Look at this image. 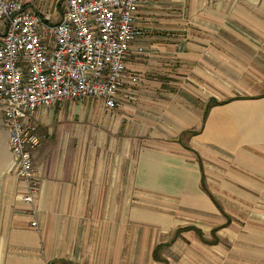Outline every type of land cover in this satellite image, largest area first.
Masks as SVG:
<instances>
[{
  "label": "crops",
  "instance_id": "crops-1",
  "mask_svg": "<svg viewBox=\"0 0 264 264\" xmlns=\"http://www.w3.org/2000/svg\"><path fill=\"white\" fill-rule=\"evenodd\" d=\"M21 1L50 16L58 0ZM136 25L137 83L116 109L37 112L34 218L0 113V264H117L133 225L154 236V261L196 236L179 230L217 229L218 246L232 224H264V0H144Z\"/></svg>",
  "mask_w": 264,
  "mask_h": 264
},
{
  "label": "built area",
  "instance_id": "built-area-1",
  "mask_svg": "<svg viewBox=\"0 0 264 264\" xmlns=\"http://www.w3.org/2000/svg\"><path fill=\"white\" fill-rule=\"evenodd\" d=\"M142 1L65 0L53 22L21 0H0V113L29 217L40 189L37 112L86 99L117 108L125 85L137 83L127 61Z\"/></svg>",
  "mask_w": 264,
  "mask_h": 264
},
{
  "label": "rangeland",
  "instance_id": "rangeland-1",
  "mask_svg": "<svg viewBox=\"0 0 264 264\" xmlns=\"http://www.w3.org/2000/svg\"><path fill=\"white\" fill-rule=\"evenodd\" d=\"M54 8L53 14L47 17L53 22H58L65 9V0L56 1ZM228 228L231 229L233 239H227V244L222 242V245L218 246L216 245L219 240L215 243L218 230L208 239L209 243H206L196 238L199 235L195 229H190L195 232V238L193 234L188 235L187 239L181 238V246L171 245L170 249L163 247L156 262L152 259V248L157 244L154 236L150 237V232H145L144 227L133 225V229L128 228L125 233L122 232L121 238L124 236L125 239L117 241L116 247L120 248L121 252L117 264H264V224H232ZM241 232L249 238L252 237V240L247 241L250 239L245 238L239 241L238 234ZM173 235H165L164 242H171ZM149 237L151 240H146Z\"/></svg>",
  "mask_w": 264,
  "mask_h": 264
},
{
  "label": "trees",
  "instance_id": "trees-1",
  "mask_svg": "<svg viewBox=\"0 0 264 264\" xmlns=\"http://www.w3.org/2000/svg\"><path fill=\"white\" fill-rule=\"evenodd\" d=\"M214 104H215V102H211V105H209V108H210L212 105H214ZM207 111H208V109H207ZM206 114H207V112H206ZM229 224H230V223H229ZM188 230H190V228H186V229H184V230H179V231L177 232V235H180V233H182V231H188ZM215 231H217V229H215V230L213 231V235H214V232H215ZM197 233H198V232H197ZM199 236L201 237V239H202L203 242L209 243L208 241H206V240L203 238V235L201 234V232H199ZM217 242H218V240L215 241V243H217ZM166 246H168V244H167V245L162 244V245L157 246V248L154 250V253H153V256H154L155 260H159L158 253L161 251V249H162L163 247H166Z\"/></svg>",
  "mask_w": 264,
  "mask_h": 264
}]
</instances>
